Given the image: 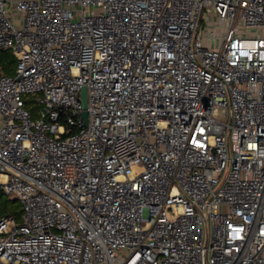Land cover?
<instances>
[{
	"label": "built area",
	"instance_id": "1",
	"mask_svg": "<svg viewBox=\"0 0 264 264\" xmlns=\"http://www.w3.org/2000/svg\"><path fill=\"white\" fill-rule=\"evenodd\" d=\"M0 49V264H264V0H0Z\"/></svg>",
	"mask_w": 264,
	"mask_h": 264
},
{
	"label": "rangeland",
	"instance_id": "2",
	"mask_svg": "<svg viewBox=\"0 0 264 264\" xmlns=\"http://www.w3.org/2000/svg\"><path fill=\"white\" fill-rule=\"evenodd\" d=\"M11 65H12V67H11L12 69H10L7 64L5 65L4 63H2V61H0V75H4V74L15 75L16 68H17V60L12 62ZM29 100L30 101H29L28 105H29V107L30 106L32 107V110L34 111V117H36L38 105H37L34 97H33V99H29ZM8 199H9L8 196L5 193L3 194L2 190L0 189V217L7 215L8 214V212L6 211L7 207H10L13 205L10 203V201ZM16 206H18L22 210L19 217H17V219L20 220L22 217V213H23V203L20 200H17Z\"/></svg>",
	"mask_w": 264,
	"mask_h": 264
},
{
	"label": "trees",
	"instance_id": "3",
	"mask_svg": "<svg viewBox=\"0 0 264 264\" xmlns=\"http://www.w3.org/2000/svg\"><path fill=\"white\" fill-rule=\"evenodd\" d=\"M0 51H1L0 52V61H2V63H4L5 65L7 64L8 67L10 69H12L11 63L16 60L15 55L12 53L11 50H8V49H0ZM2 193L4 194L3 190H2ZM8 198H9L8 200L10 201V203L13 205L10 207H7L6 211L8 212V214L5 216H14L17 219V217H19V215L21 214V211H22L18 206H16V201L18 199L12 198L10 196H8Z\"/></svg>",
	"mask_w": 264,
	"mask_h": 264
},
{
	"label": "water",
	"instance_id": "4",
	"mask_svg": "<svg viewBox=\"0 0 264 264\" xmlns=\"http://www.w3.org/2000/svg\"><path fill=\"white\" fill-rule=\"evenodd\" d=\"M81 96H82V103H83V117L85 118V120H88V111H87V106H88V92H87V87L83 86L82 90H81Z\"/></svg>",
	"mask_w": 264,
	"mask_h": 264
}]
</instances>
